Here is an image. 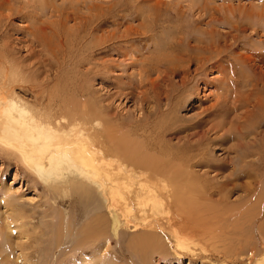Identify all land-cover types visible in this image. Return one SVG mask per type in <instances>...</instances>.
Segmentation results:
<instances>
[{
  "label": "rangeland",
  "instance_id": "rangeland-1",
  "mask_svg": "<svg viewBox=\"0 0 264 264\" xmlns=\"http://www.w3.org/2000/svg\"><path fill=\"white\" fill-rule=\"evenodd\" d=\"M11 64L29 79L16 87L24 99L93 112L88 128L103 126L152 180L167 171L217 187L226 256H178L170 234L152 248L127 228L83 253L77 233L99 195L55 189L0 149V264H253L264 245V0H0V65ZM90 147L75 154L92 165Z\"/></svg>",
  "mask_w": 264,
  "mask_h": 264
},
{
  "label": "bare ground",
  "instance_id": "bare-ground-1",
  "mask_svg": "<svg viewBox=\"0 0 264 264\" xmlns=\"http://www.w3.org/2000/svg\"><path fill=\"white\" fill-rule=\"evenodd\" d=\"M0 66V149L19 159L29 173L55 189L99 195L101 203L86 217L77 233L83 253L94 250L100 243L99 249L110 248L111 231L119 235L121 228H127L124 230L127 234L138 233L141 239L137 238V243L150 241L152 248L161 242L160 239L156 242L157 236L170 234L174 240L171 248H176L178 256L196 250L210 255L213 252L218 258L226 256L222 245L225 244L223 224L219 220L223 213L218 207L222 198L219 199L220 193L216 194L217 187L203 193L181 174L167 171L161 173L159 180H152L151 166L144 169L124 159L112 134H107L103 126L94 131L88 128L91 123L88 116L93 112L78 109V112L63 113L65 110L54 114L49 108L51 101L50 105L31 103L16 90V87L25 88L29 81L24 83L27 78L24 70L15 64L7 71ZM95 119L94 125L99 118ZM89 144L92 147L88 150L94 157L92 165L75 154L84 155L85 149L81 147L88 148ZM115 163L119 168H113ZM204 199H216L217 206L207 205L201 201ZM63 225L58 229L60 233H56L58 243L69 232V225ZM157 230L161 231L159 235L155 233ZM260 234L264 244V227ZM161 248L167 253L165 245ZM255 248L252 247L255 258L251 262L264 264V245L261 250Z\"/></svg>",
  "mask_w": 264,
  "mask_h": 264
}]
</instances>
